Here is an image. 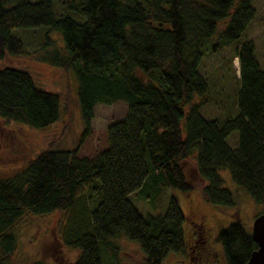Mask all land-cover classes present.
I'll return each instance as SVG.
<instances>
[{
	"label": "trees",
	"instance_id": "1",
	"mask_svg": "<svg viewBox=\"0 0 264 264\" xmlns=\"http://www.w3.org/2000/svg\"><path fill=\"white\" fill-rule=\"evenodd\" d=\"M251 0H0V59L22 51L15 28L58 31L61 51L44 60L76 78L82 131L75 146L40 150L12 175L0 178V264L15 248L11 226L26 212L71 211L84 204L86 227L64 245L78 250L71 264H101L98 244L121 234L135 241L142 264H161L168 251H183V214L174 195L162 214L142 216L127 196L142 187L186 192L181 161L195 152L202 198L219 208L235 206L221 169L255 202L264 203V70L245 41L238 61L235 111L222 120L199 114L207 83L197 68L216 23L226 19L218 40H236L253 18ZM46 39V44L49 42ZM216 51L218 43H211ZM264 50V34H263ZM146 79H142L141 76ZM126 103L124 116L107 125L106 147L78 157L90 129L93 106ZM57 92L38 88L30 74L0 68V117L42 129L61 111ZM236 133L231 147L227 138ZM225 264H243L256 247L239 221L219 230Z\"/></svg>",
	"mask_w": 264,
	"mask_h": 264
},
{
	"label": "rangeland",
	"instance_id": "2",
	"mask_svg": "<svg viewBox=\"0 0 264 264\" xmlns=\"http://www.w3.org/2000/svg\"><path fill=\"white\" fill-rule=\"evenodd\" d=\"M56 16L64 14L61 2L52 0ZM255 14L240 36L231 42L218 40L217 35L224 27L226 19L216 23L215 30L208 42L203 46V56L197 68L199 74L207 83L204 96H195L194 101L202 100L199 114L207 120H222L235 111L234 92L237 86L238 61L234 51L245 41H251L253 54L259 68L264 70V0H251ZM14 36L23 43L22 51L16 55H5L0 59V68L14 66L26 70L34 84L45 91L57 92L61 98L59 118L42 129L30 128L21 123H12L0 117V178L12 175L22 167L27 159L42 149H67L75 146L82 131L79 105L76 98V78L71 69L63 71L44 60L48 52L61 51L62 38L58 31L44 27L36 29L12 30ZM49 42L46 44V39ZM217 42L218 49L211 51V43ZM146 79L145 76H141ZM90 119V129L77 151L78 157L91 158L103 150L106 143V127L120 120L126 111V103L117 100L110 105L96 103ZM227 144L234 147L236 133L227 138ZM184 178L189 185L186 192H181L166 186L157 190L142 187L139 191L127 196L133 206L142 215L162 214L167 198L174 195L183 214L181 222L184 248L191 240V223L196 216L203 215L213 234L216 228H225L230 222L239 221L250 231L254 216L264 212V203L255 202L241 187L231 181L227 170L221 169L223 186L228 188L235 197V206L219 208L208 204L201 196L200 187L205 182L195 172V152L181 161ZM85 205L74 207L71 211H54L48 214L24 213L11 226L16 245L7 259V264H71L77 257L78 250L64 245L63 238H72L88 230L85 220ZM211 249L220 251V243L212 238ZM98 254L101 264H142L143 254L135 241L126 239L121 234L108 237L98 244ZM190 254L183 251H168L161 264H184ZM223 255V254H222ZM221 255V256H222ZM224 262V261H223ZM207 264V263H204Z\"/></svg>",
	"mask_w": 264,
	"mask_h": 264
},
{
	"label": "flooded vegetation",
	"instance_id": "3",
	"mask_svg": "<svg viewBox=\"0 0 264 264\" xmlns=\"http://www.w3.org/2000/svg\"><path fill=\"white\" fill-rule=\"evenodd\" d=\"M196 220L193 221L194 224L191 223L190 243L184 248L187 253L193 252L195 255L190 254L184 264H225L223 253L220 254L219 250L215 251L216 249H211V240L212 238L216 239V235L220 229L217 227L213 234L211 225H209L203 215H197Z\"/></svg>",
	"mask_w": 264,
	"mask_h": 264
},
{
	"label": "water",
	"instance_id": "4",
	"mask_svg": "<svg viewBox=\"0 0 264 264\" xmlns=\"http://www.w3.org/2000/svg\"><path fill=\"white\" fill-rule=\"evenodd\" d=\"M250 236L256 247L249 253L243 264H264V212L252 219Z\"/></svg>",
	"mask_w": 264,
	"mask_h": 264
}]
</instances>
